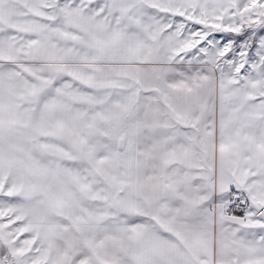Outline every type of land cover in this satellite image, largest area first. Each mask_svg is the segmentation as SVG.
I'll use <instances>...</instances> for the list:
<instances>
[{
  "label": "snow or ice",
  "instance_id": "6c2138e0",
  "mask_svg": "<svg viewBox=\"0 0 264 264\" xmlns=\"http://www.w3.org/2000/svg\"><path fill=\"white\" fill-rule=\"evenodd\" d=\"M0 264H264V0H0Z\"/></svg>",
  "mask_w": 264,
  "mask_h": 264
}]
</instances>
